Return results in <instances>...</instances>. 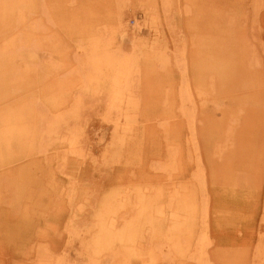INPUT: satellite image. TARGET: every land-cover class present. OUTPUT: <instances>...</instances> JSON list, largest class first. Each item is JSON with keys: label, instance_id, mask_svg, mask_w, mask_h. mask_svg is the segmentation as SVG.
Segmentation results:
<instances>
[{"label": "rangeland", "instance_id": "rangeland-1", "mask_svg": "<svg viewBox=\"0 0 264 264\" xmlns=\"http://www.w3.org/2000/svg\"><path fill=\"white\" fill-rule=\"evenodd\" d=\"M169 4L0 0V264H264V0Z\"/></svg>", "mask_w": 264, "mask_h": 264}, {"label": "bare ground", "instance_id": "bare-ground-1", "mask_svg": "<svg viewBox=\"0 0 264 264\" xmlns=\"http://www.w3.org/2000/svg\"><path fill=\"white\" fill-rule=\"evenodd\" d=\"M170 6V4H169V0H162V8H163V10H164V12H165V14H168V12H169V7ZM119 24L122 26V20H120L119 21ZM176 55H177V58H178V61H181L182 60V55H183V53H182V50H179V51H176ZM182 63H180V65H181ZM102 65V64H101ZM128 78V77H127ZM125 80V79H124ZM128 82V81H127ZM127 83H125V85H126ZM186 85V84H185ZM186 88V87H185ZM184 88V89H185ZM187 91V90H186ZM186 91H184L183 90V92H186ZM189 91V90H188ZM121 91H118L117 93H116V95L115 96H107V100H108V103H107V106L108 107H106V108H109V109H107V111H108V113L109 112H111V110H113V108L114 107H118V105H117V103L119 102L118 100H119V98H120V96H121V94L122 93H120ZM183 92H182V95L181 96H183V98H188V96H187V94H183ZM126 118V117H125ZM199 170V169H198ZM200 254H201V262H203V258H205V253H204V249L203 248H200ZM204 261H205V259H204ZM206 264V263H205Z\"/></svg>", "mask_w": 264, "mask_h": 264}]
</instances>
